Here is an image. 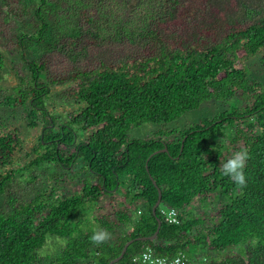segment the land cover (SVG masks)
Returning a JSON list of instances; mask_svg holds the SVG:
<instances>
[{
    "label": "trees",
    "instance_id": "1",
    "mask_svg": "<svg viewBox=\"0 0 264 264\" xmlns=\"http://www.w3.org/2000/svg\"><path fill=\"white\" fill-rule=\"evenodd\" d=\"M49 1L37 0L36 32H23L18 40L32 81L1 94V106L22 107L31 126L38 125L37 117L43 126L37 156L0 174V204L5 200L10 207H0V264H40V250L50 235L67 239L52 264H107L127 240L152 235L157 217L162 220L158 237L134 241L116 264H131L133 255L147 247L184 258L206 247L224 252L214 256L202 250L209 256L202 264H264V82L235 64L241 52L254 56L264 50V0H159L150 24L123 40L129 47L124 55L50 76L52 85L74 82L65 98L84 103L59 125L46 105L51 84L40 80L48 61L38 62L26 48L28 41L45 43L46 32L54 29L44 17ZM84 18L94 20L86 13ZM77 33L81 43H100L99 32ZM260 63L264 67V52ZM4 65L0 53V69ZM213 98L232 101L227 110L201 118L178 138L166 140L161 129L153 137L129 138L136 126L167 124ZM227 126H235L229 146L217 141ZM90 128L95 130L78 140V130ZM21 142L17 130L0 134V170L12 162ZM165 146L167 151L154 153ZM242 149L249 159L247 184L241 188L223 174L222 164ZM78 160L84 162L87 178L52 203L43 194L24 202L12 191L13 179L35 165L49 162L70 170ZM57 171L50 174L55 182L65 175ZM158 187L162 201L154 215ZM211 196L220 206L210 213L207 231L197 232L204 219L188 211L195 201L212 203ZM165 205L179 209V223L165 219ZM94 229L108 231L110 238L94 244Z\"/></svg>",
    "mask_w": 264,
    "mask_h": 264
},
{
    "label": "rangeland",
    "instance_id": "2",
    "mask_svg": "<svg viewBox=\"0 0 264 264\" xmlns=\"http://www.w3.org/2000/svg\"><path fill=\"white\" fill-rule=\"evenodd\" d=\"M59 2L49 1L44 6V17L54 28L50 34L46 32L48 34L47 41L45 43L28 41L26 45L27 52L31 56L37 54L38 62L43 61V58L48 61L40 77V80L46 84H51L49 82L51 75L56 76L60 72L68 71L75 65L91 67L95 66L101 58L114 59L124 55L129 47L128 43H124L123 40L128 38L130 32L138 34L141 28H146L158 14L160 8L159 0H130L129 2L126 0H59ZM36 7L37 0H0V53L3 54L5 60L4 68L0 69V101L3 98L1 94L6 95L14 92L15 87L24 86L32 81L31 70L21 56L18 40L23 32L27 31L29 34L36 32L35 25L39 23L35 14ZM85 13L94 20L89 22L84 18ZM87 29L101 34L100 43L86 40L85 43H81L79 41L80 37L77 32L82 31L86 34ZM263 52L264 50L254 56L241 52L240 57H236L235 64L238 67L246 66L251 77L259 78L264 82V67L260 63ZM19 76L24 77V81H20ZM74 84L71 82L50 85V98L47 97L46 105L58 117V125L70 117L71 112H77L84 106L83 102L65 98L68 95L69 86ZM232 100L237 101L239 105L244 104L239 96H234ZM232 100L210 99L203 102L200 107L186 111L179 118L167 124L143 123L129 131V138L153 137L158 129L167 132V136L164 137L166 140L178 138L184 129L199 122L201 118H212L217 113L227 110ZM0 120L4 123L0 126V134L17 130L22 140L12 162L0 170V174H3L7 169L25 166L37 156L35 148L38 146L43 121L37 117L35 121L38 125L31 126L30 119L22 107L7 108L1 105ZM93 130L95 128H90L86 132L78 130V140H85ZM234 136L235 126H227L224 130L222 129V132H219L217 141L229 146L233 143ZM231 156L229 154V158ZM57 167L53 163L44 162L33 166L29 172L23 175L19 173L13 179L12 191L18 199L21 198L24 202H30L35 196L43 194L45 198L50 199L49 203H52L57 196L74 192L73 187L87 178V170L81 160H78L75 167L70 170H61ZM57 170L65 175L64 178H58V182H55L50 174L58 172ZM210 199L212 203L195 201L192 210L188 211L195 215L198 214L204 219L202 224L195 227L197 232L207 231V227L212 225L213 212L218 209V205L220 206L219 200L214 201L216 199L213 196ZM119 200L121 199L119 198ZM119 200L112 201V207L117 206ZM0 207L10 208L5 200L1 201ZM102 208L106 210L107 206L102 205ZM164 208L168 209V206L165 205ZM184 213L187 214L186 210ZM107 214L109 217L111 213ZM91 215L93 218V211ZM110 219L114 220L113 217ZM193 232L195 233V231ZM66 240L64 237L50 235L46 245L40 250V255L43 258L40 264H52L55 257L64 249ZM202 250L214 256L224 254V252L213 253L208 247L201 249V252ZM197 257H202V263L209 260V256L206 260L203 259L204 256Z\"/></svg>",
    "mask_w": 264,
    "mask_h": 264
},
{
    "label": "built area",
    "instance_id": "3",
    "mask_svg": "<svg viewBox=\"0 0 264 264\" xmlns=\"http://www.w3.org/2000/svg\"><path fill=\"white\" fill-rule=\"evenodd\" d=\"M161 212L169 223L180 222L178 208H162ZM193 256V258H184L182 255H163L157 253L153 247H147L144 250L133 255L131 264H202V257L197 256H204L203 259H207V254H205L204 252H197Z\"/></svg>",
    "mask_w": 264,
    "mask_h": 264
},
{
    "label": "clouds",
    "instance_id": "4",
    "mask_svg": "<svg viewBox=\"0 0 264 264\" xmlns=\"http://www.w3.org/2000/svg\"><path fill=\"white\" fill-rule=\"evenodd\" d=\"M249 159V153L246 149L234 152L227 162L222 164V171L225 176H229L239 187H245L247 184L245 176L246 161ZM110 238V233L103 229H94L90 240L99 245Z\"/></svg>",
    "mask_w": 264,
    "mask_h": 264
},
{
    "label": "water",
    "instance_id": "5",
    "mask_svg": "<svg viewBox=\"0 0 264 264\" xmlns=\"http://www.w3.org/2000/svg\"><path fill=\"white\" fill-rule=\"evenodd\" d=\"M167 150H168V148H167V146H165L162 149L156 150L154 153H157L159 151H167ZM158 191H159L158 199L156 200L155 204L152 207V212L154 215H157V208L162 201V189L160 187H158ZM157 219H158V227L152 235H150V236H138L136 238H131V239L127 240L125 242L120 254L118 256H116L115 258H113L112 260H110L107 264H116L117 262H119L124 257L125 253L127 252L129 245H131L134 241H136V240H155L159 235V231H160L161 224H162V220L159 217H157Z\"/></svg>",
    "mask_w": 264,
    "mask_h": 264
}]
</instances>
